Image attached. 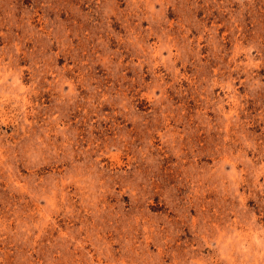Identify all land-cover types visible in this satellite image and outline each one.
Wrapping results in <instances>:
<instances>
[{
  "label": "rangeland",
  "instance_id": "374dc122",
  "mask_svg": "<svg viewBox=\"0 0 264 264\" xmlns=\"http://www.w3.org/2000/svg\"><path fill=\"white\" fill-rule=\"evenodd\" d=\"M0 264H264V0H0Z\"/></svg>",
  "mask_w": 264,
  "mask_h": 264
}]
</instances>
